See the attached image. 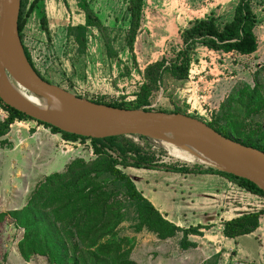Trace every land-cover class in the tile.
Wrapping results in <instances>:
<instances>
[{"label":"rangeland","instance_id":"1","mask_svg":"<svg viewBox=\"0 0 264 264\" xmlns=\"http://www.w3.org/2000/svg\"><path fill=\"white\" fill-rule=\"evenodd\" d=\"M47 1H57L61 4L60 14L55 6L52 8L51 20L46 14L48 32L42 29L40 18L35 12L23 31L24 46L35 68L52 84L82 98L131 104L137 100L141 87L149 83L146 78L147 68L162 59L170 62L175 58L182 47L180 33L184 29L195 20L209 17H214L223 25L232 20L239 2V0H145L141 26L132 48L129 44L131 39L129 0H86L101 21L102 27L90 26L86 27L85 31L76 29L79 26H86L85 13L80 6L82 0H43L45 7ZM252 6L257 17L255 30L259 47L256 53L249 56L229 53L224 56L221 52L198 47L193 55L190 75L186 81H177L166 70L161 71V80L149 99V108L179 111L204 122H214L220 114V105L243 86L254 88L258 85L264 94V1H255ZM210 71L213 75L210 74V79H207L211 85L199 83L200 78L209 75ZM214 80L220 81L218 83ZM200 88L214 90L213 98L208 101L206 98L200 99L202 94L199 92ZM0 108L1 123L9 117V113L1 103ZM23 122H28L31 126L21 125L15 136H9L8 133L0 140L3 142L0 144V213L24 207L39 182L46 176L63 172L74 159L92 161L96 158L91 139L67 142L61 134L36 121ZM246 124L250 127H256L258 124L264 126V112L247 117ZM149 144L158 147L154 157L158 163L188 169L211 168L199 163H186L176 156L175 150L168 149L162 141L151 139ZM123 172L126 173L124 170ZM175 174L177 175L170 177L166 175L154 177L156 174H153L150 181H155L159 186L180 182V186L184 187H180L179 192H182V189L186 192L176 193V190L167 187L165 189L159 186L151 187L146 180L140 179L141 177L135 178L136 186L152 200L155 196L161 207L167 211L168 219L181 221L183 229L199 226L204 228L200 230L202 234L214 231L217 233L220 222L193 226L195 217L193 218L194 212L188 210L186 204L189 192L186 187L193 185L192 180L198 175ZM182 180H187V184H183ZM228 183L236 185L229 180ZM237 187L235 190L237 198L232 199V204L235 205L232 208L243 213L254 209L264 210L263 196L246 194L242 188ZM230 208L227 204L223 211L229 212ZM126 212L128 220L120 227V234L136 237V245L132 252L133 260L140 264H172L171 260H174L180 248L182 233L169 239L165 250L162 251L158 245L164 243L161 244L155 235L146 232L148 235L142 237L134 233L132 228L134 207L128 204ZM196 214L200 215L199 212ZM23 235V229L8 218L0 229V264H49L45 257L35 256L30 261H25L21 257L18 245ZM146 236L151 239L145 238ZM262 237L260 235L256 239L253 236H245L238 239L241 248L249 254L246 259L257 261L264 258V254L260 253L259 240L264 241ZM161 257L164 260L162 262ZM237 264L256 263L245 261Z\"/></svg>","mask_w":264,"mask_h":264},{"label":"trees","instance_id":"2","mask_svg":"<svg viewBox=\"0 0 264 264\" xmlns=\"http://www.w3.org/2000/svg\"><path fill=\"white\" fill-rule=\"evenodd\" d=\"M144 1L129 0L131 33L129 44L132 48L141 26ZM255 1L258 0H239L232 20L223 25L214 17H209L195 20L184 29L180 33L182 47L175 58L170 62L162 59L147 68L146 78L149 83L141 87L134 103L91 101L118 109L180 113L149 108V99L161 80V71L166 70L177 81H186L190 75L193 55L198 47L242 56L256 53L259 45L255 34L257 17L252 6ZM80 6L85 13L86 26H79L76 29L85 31L86 27L90 26L101 28V21L88 2L82 0ZM34 12L40 18L42 29L48 32L43 0H21L19 33L23 46V31ZM24 49L33 69L42 79L51 83L35 68L25 46ZM0 103L9 113V117L0 123V140L9 133L14 122L35 121L8 107L1 100ZM219 112L214 122H206L210 127L226 138L264 152V126L258 124L256 127H250L246 124L247 117L264 112V94L258 85L254 88L245 85L235 94L229 95L220 105ZM38 123L51 128L68 141L88 139ZM91 141L96 155L94 160L74 159L63 172L46 176L39 182L24 207L0 213V229L8 218L23 229L24 235L18 247L25 261L40 256L45 257L49 264H140L134 261L132 256L136 237L120 234V227L128 220L126 212L128 204L134 207L132 228L136 235L148 232L159 240H168L182 233L180 247L182 249L194 247L195 245L189 241V236H203L200 230L204 228L198 226L183 229L166 220L138 190L131 177L123 172L127 168L179 174L219 175L252 194L264 197L263 191L252 182L215 168L188 169L158 163L154 159L158 147L151 146L149 144L151 139L148 137L121 136ZM0 144L3 142L0 141ZM262 216L264 210L225 221L223 236L235 239L254 233L260 227ZM219 258V255H215L212 257L213 260L210 259L204 264H219Z\"/></svg>","mask_w":264,"mask_h":264},{"label":"water","instance_id":"3","mask_svg":"<svg viewBox=\"0 0 264 264\" xmlns=\"http://www.w3.org/2000/svg\"><path fill=\"white\" fill-rule=\"evenodd\" d=\"M21 0H0V100L37 122L91 140L178 135L198 143L217 170L255 184L264 193V152L226 138L206 122L182 113L126 110L97 104L42 79L29 63L19 33ZM9 79L50 104L26 102Z\"/></svg>","mask_w":264,"mask_h":264},{"label":"crops","instance_id":"4","mask_svg":"<svg viewBox=\"0 0 264 264\" xmlns=\"http://www.w3.org/2000/svg\"><path fill=\"white\" fill-rule=\"evenodd\" d=\"M54 6L55 8L56 7L58 8L59 14L61 13V7H60L61 4L59 2L47 1L45 8H46V14L49 20H51L52 8ZM51 24L52 23H50V25ZM255 34H256V30H255ZM223 55L226 56V54L224 53ZM210 74L213 75V73L210 71L209 75L206 74L207 77L206 76L203 77L206 79L205 82L200 80V82H202V84H204L205 86H207L208 84L211 85L210 80H209L211 76ZM215 81L217 80H214V82ZM219 81L220 80H218L217 82L219 83ZM213 92L214 90L208 91L209 100L213 98V94H214ZM21 125L31 126V124H29L28 122H16L15 124L11 126L9 136H15L16 133L20 130ZM29 139H31V137ZM124 171L126 172L127 175L131 177V179L134 181L135 184H136L135 178L141 177L140 179L146 180L148 186H151V187L159 186L155 184L156 183L155 181L154 182L150 181L153 179L152 177L153 174H156L154 177L165 176V175L170 177V176L177 175L175 173L165 172L166 174H164V172L162 173V172L155 171V170H144V169H136V168H127V169H124ZM140 173L142 175H140ZM186 181L187 180H182L183 184H187L188 181L187 182ZM192 181L194 184L193 185L190 184L186 187L188 188V191H189L187 192L188 200L186 204L188 205V210L194 212L193 218L195 217L194 218L195 224L193 226H198V224L206 225L208 223L215 224L218 222H220V225L218 227L217 233H214L216 232L214 231L212 233H205L203 234V236H196V235L190 236L189 241L192 242L195 246L189 249H182L180 247L176 252L177 254L174 257V260H171L172 264H204L208 262L210 259H212V257L215 255L220 256L219 264H224V263L226 264L228 262L230 263L234 262L237 264L239 262H245V261L253 262L256 264H264V262H262L264 258H260V260H257V261H254L251 258L250 259L245 258L246 256L249 257V254H246L244 252V250L241 248L238 242V239L241 237L230 239V238H226L223 236V228H224L223 223L225 221L232 220L244 214L254 213V212H257L258 210L254 209L248 213H243L241 211L238 212L234 208H232L235 205L232 204L231 201H229V198L230 199L234 198V194L229 191L230 183H228V180L226 178L224 179V177L222 176L203 174V175H198ZM159 187L163 189L167 187V188L176 190L175 192L178 193L179 190H181L180 187H184V186H180V182H178V183H174L171 185L161 184V186ZM184 191L185 190L182 189V192ZM182 192H179V193H182ZM142 194L144 195L143 192ZM144 197L147 198L155 206V208L163 215V217L166 220L174 223L175 225L181 228H184L183 223L181 221L175 222V221H172L171 219H168V216L166 214L167 211L161 207L162 206L161 203L158 201V199L155 196L153 197V200L147 195H144ZM229 202H230L231 208L229 209V212H224L223 208H225ZM196 212H199L200 215L197 216ZM139 235L143 237L144 235H148V234L146 232H143V233H140ZM260 235H262L263 236L262 238L264 239V216H262L260 219V227L254 233L250 235H246V236H253L257 239L258 237H260ZM242 237H245V236H242ZM145 238L151 239V237L149 236H146ZM168 240H159L161 244L162 243L164 244L158 245V248L160 246V250L164 251L165 246L168 243ZM259 242L261 244L260 253L263 255L264 254V245H263L264 241L259 240ZM162 261L164 260L161 257V262Z\"/></svg>","mask_w":264,"mask_h":264},{"label":"bare ground","instance_id":"5","mask_svg":"<svg viewBox=\"0 0 264 264\" xmlns=\"http://www.w3.org/2000/svg\"><path fill=\"white\" fill-rule=\"evenodd\" d=\"M9 86L16 95L26 102L36 105L47 111L51 110L49 103H47L42 98L26 91L10 79ZM154 137L155 140L162 141L168 147V149L170 148L175 150L176 156L186 163H199L207 167H217L216 162L213 161L209 155L205 153L202 147L192 139L178 135H166L158 138H156L157 136Z\"/></svg>","mask_w":264,"mask_h":264},{"label":"built area","instance_id":"6","mask_svg":"<svg viewBox=\"0 0 264 264\" xmlns=\"http://www.w3.org/2000/svg\"><path fill=\"white\" fill-rule=\"evenodd\" d=\"M200 80L205 81L206 79L202 77V78H200ZM199 83H200V81H199ZM199 83H198V84H199ZM201 89H202V88H200V91H199L200 93H202V94H200V99L206 98V101H208L209 96L207 95V92H208L209 90H206V88H204V89H202V90H201ZM210 89H211V88H210ZM206 101H205V102H206ZM205 102H203V103H205ZM0 111H2L1 108H0ZM210 111H211V110H210ZM16 122H23V121H16ZM16 122H14L13 124H15ZM13 124H12V125H13ZM12 125H11V126H12ZM11 126H10V128H11ZM66 141H67V142H72V141H68V140H66ZM236 187H237V185H233V184H230V187H229V191H230L231 193L234 194V198H232L233 200H235V199L237 198V196H236V191H235V190H236ZM238 187H239V186H238ZM238 187H237V188H238ZM240 188H241V187H240ZM240 188H239V189H240ZM242 189H243V188H242ZM243 191H244L246 194H251L250 192H248V191L245 190V189H243ZM237 193H238V194H241L239 191H237ZM244 195H245V194H244ZM232 199L229 198V201L232 202V201H233ZM228 204L230 205V202H229ZM257 212H258V211H257Z\"/></svg>","mask_w":264,"mask_h":264}]
</instances>
